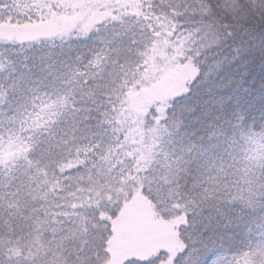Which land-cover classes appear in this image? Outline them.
<instances>
[{
	"label": "snow or ice",
	"instance_id": "1",
	"mask_svg": "<svg viewBox=\"0 0 264 264\" xmlns=\"http://www.w3.org/2000/svg\"><path fill=\"white\" fill-rule=\"evenodd\" d=\"M0 264H264V0H0Z\"/></svg>",
	"mask_w": 264,
	"mask_h": 264
}]
</instances>
